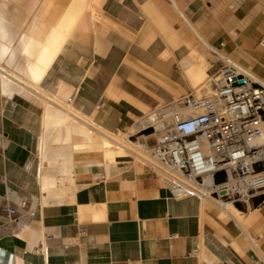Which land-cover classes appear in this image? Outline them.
<instances>
[{"label": "crops", "instance_id": "crops-1", "mask_svg": "<svg viewBox=\"0 0 264 264\" xmlns=\"http://www.w3.org/2000/svg\"><path fill=\"white\" fill-rule=\"evenodd\" d=\"M262 37L264 0H0V264H264V201L236 207L238 221L174 198L135 153L112 160L100 144L75 148L81 137L62 142L27 84L72 97L82 120L133 149L129 138L141 132L155 141L147 125L135 130L139 122L218 69L206 49L264 66ZM31 60L38 81L28 77ZM254 72L264 77L263 67ZM23 202L36 216L12 236L2 220Z\"/></svg>", "mask_w": 264, "mask_h": 264}, {"label": "built area", "instance_id": "built-area-1", "mask_svg": "<svg viewBox=\"0 0 264 264\" xmlns=\"http://www.w3.org/2000/svg\"><path fill=\"white\" fill-rule=\"evenodd\" d=\"M259 46L264 50V37ZM209 87L205 95L189 93L153 111L157 123L145 130L159 125L164 134L150 148L143 144L148 156L139 161L174 198H196L222 211L229 205L251 208L264 197V83L225 62ZM187 107L192 116H185ZM35 216L23 202L8 208L1 227L17 236ZM45 240L36 253L46 252Z\"/></svg>", "mask_w": 264, "mask_h": 264}, {"label": "bare ground", "instance_id": "bare-ground-1", "mask_svg": "<svg viewBox=\"0 0 264 264\" xmlns=\"http://www.w3.org/2000/svg\"><path fill=\"white\" fill-rule=\"evenodd\" d=\"M81 1V0H80ZM91 1V0H90ZM263 1V0H262ZM71 2V1H70ZM76 2V1H75ZM79 2V1H78ZM77 2V3H78ZM89 2V1H88ZM87 2V4H88ZM261 2V0H260ZM74 3V2H73ZM71 3V5L73 4ZM90 3V2H89ZM53 4V3H52ZM89 5V4H88ZM88 5H84L83 7L86 6V8L88 7ZM257 5V4H256ZM73 6V5H72ZM90 6V5H89ZM239 6V5H238ZM258 6V5H257ZM256 6V8H257ZM76 7V6H75ZM82 7V6H81ZM261 7V4H260ZM53 8V7H52ZM263 8V7H262ZM51 9V8H50ZM49 9V10H50ZM54 9V8H53ZM70 9V8H69ZM81 9V8H79ZM83 9V8H82ZM89 9V7H88ZM258 9V8H257ZM237 10V9H236ZM259 10V9H258ZM69 11V10H68ZM83 11V10H82ZM261 11V10H260ZM52 12V10H51ZM66 12V10H65ZM79 12V11H78ZM55 13V12H53ZM253 13V12H252ZM255 13V12H254ZM47 14V13H46ZM70 16V15H69ZM55 18V17H54ZM67 19V18H66ZM72 19V18H71ZM51 20V19H50ZM64 26V25H63ZM58 29V28H57ZM63 29V27H62ZM61 29V32H62ZM67 29V28H66ZM59 30V29H58ZM64 30V29H63ZM68 30V29H67ZM33 40V39H32ZM207 46V45H206ZM45 48V47H44ZM202 51V50H201ZM27 54H32L34 53V47L33 46H29V48L25 51ZM54 52V51H53ZM38 59L39 61L42 63L43 61L47 60V49L45 50H40L38 53ZM54 54V53H53ZM51 55V54H50ZM25 56V55H24ZM52 57V56H51ZM229 57V56H228ZM248 57V56H246ZM29 59V58H28ZM38 59L36 60V62L38 61ZM52 59V58H51ZM50 59V61H51ZM230 59V58H229ZM233 59V58H232ZM223 60L228 63V64H234L235 66L239 67L240 70L246 74V75H250L253 78H255L257 81L264 83V81H261L259 78H257L254 73L251 71V68H245L242 65L233 63L230 60H228L226 57L223 58ZM32 61V60H31ZM38 61V62H39ZM48 60V62H50ZM236 61V60H235ZM44 63V62H43ZM42 63V64H43ZM46 63V61H45ZM44 63V64H45ZM51 63V62H50ZM33 64V61L31 63V65ZM37 63H35L34 66L29 67V75L28 77L32 80H37L39 78V70L40 67L38 68V66L36 65ZM41 64V65H42ZM30 65V66H31ZM38 65H40L38 63ZM40 65V66H41ZM47 67V63L45 65ZM49 66V65H48ZM44 67V65H43ZM199 67V66H198ZM1 68V67H0ZM45 68V67H44ZM206 68V67H205ZM43 69V68H42ZM46 69V68H45ZM42 72V70H41ZM44 73V70L43 72ZM7 75V74H6ZM44 75V74H43ZM7 78V76L5 77ZM207 79V78H206ZM205 79V80H206ZM209 79L210 77L206 80V82L204 84H201V86L197 87L195 93L198 97H200V95H202V93L204 92L205 89L209 90ZM31 80V81H32ZM41 80V79H40ZM203 83V82H202ZM28 86L33 87L38 93L39 95H41L42 97H44L45 102H46V109H45V119H46V123L54 126L56 128L59 129V131L63 134V137H61L62 142H69L72 140V136H78L81 137V141L80 142H75L74 143V147L77 149H81V148H85L87 145H91V144H100L102 146V148L104 149V153H105V157L108 159H114L117 155H125L128 154L129 152H132L130 150V147L124 146V144H122L123 142L116 138L115 136L105 133L104 131L100 130L98 127H96L90 120H82L80 118L79 113L73 108L72 103L73 102H69L68 101H62L59 100V98L57 99L56 97H53L51 95H49L48 93H46L45 91L41 90L36 84L33 83H27ZM198 86V85H197ZM193 108L192 107H187L183 110L184 114L186 117L188 116H192L193 115ZM156 118L154 116V113H152L148 119L142 120L141 122H139V124L137 125V127L135 128V130H137L138 128H140L141 126H150L152 124H156ZM158 130H161V127L159 125H156ZM142 129V128H141ZM134 130V131H135ZM126 145V144H125ZM143 147V144L141 145ZM135 152V151H134ZM132 152V153H134ZM131 153V154H132ZM130 154V155H131ZM135 155L140 158L141 156L137 155L135 153ZM134 156V154H133ZM135 156V157H136ZM136 157V158H137ZM137 158V159H138ZM226 212L235 215L236 216H241V212L238 211V209L233 206V205H229Z\"/></svg>", "mask_w": 264, "mask_h": 264}, {"label": "rangeland", "instance_id": "rangeland-1", "mask_svg": "<svg viewBox=\"0 0 264 264\" xmlns=\"http://www.w3.org/2000/svg\"><path fill=\"white\" fill-rule=\"evenodd\" d=\"M256 51L255 52H258V53H261V52H264V50L259 46V44H257V46H256ZM206 51H207V55H208V57H207V59H210V58H215V59H217L218 60V62H219V67H218V69L221 67V66H223L224 65V63H225V61L221 58V57H219V56H215L214 54H212L209 50H207L206 49ZM222 54H224L223 55V58H225L226 56L225 55H227V56H229V58L231 59V61L233 62V63H236V64H239V65H242L243 67H245V68H251V71L254 73V75L257 77V78H259L261 81H264V77H261V76H259V75H257L255 72H254V65H258V66H261V67H263L264 68V66H263V63L261 62V60H260V58L258 57V58H253V59H250L249 57H246L245 55H244V53L243 52H237L236 54H227V53H225V52H221ZM228 60H230L228 57H226ZM233 58V59H232ZM236 60V61H235ZM208 65V64H207ZM215 72H213L212 74H210L209 76L211 77L213 74H214ZM48 81H50V80H48ZM48 83L49 82H47V84L46 85H48ZM211 90V87H209V90H207V89H205L204 90V92L202 93V95H205V94H207V93H209V91ZM196 94V93H195ZM201 96V95H200ZM148 119V118H147ZM150 131H151V133H153L155 136V141L152 143V144H150L149 142H146V141H144V139H141L142 141H140V139H138V137L140 136V135H142V132H141V134L139 133V134H137V135H135V136H133V137H131V138H129V140H131V141H133V142H135V143H137L136 144V147L135 148H133V149H131L130 148V150L132 151V152H134V153H136L137 155H139V156H141V157H147L148 156V150H146V149H144L141 145L142 144H145V145H147V147L148 148H150V147H152V146H154V144H155V142H156V140L157 139H159V138H161V136L164 134V131H161V130H154L153 128H150L149 129ZM136 160H139V158L137 159L136 158ZM253 207V205L251 206V208ZM239 210H241V209H243V206H240V207H237ZM246 208V207H245ZM233 216H235V215H233ZM239 216H236L235 218H236V220H242L241 218H238Z\"/></svg>", "mask_w": 264, "mask_h": 264}, {"label": "trees", "instance_id": "trees-1", "mask_svg": "<svg viewBox=\"0 0 264 264\" xmlns=\"http://www.w3.org/2000/svg\"><path fill=\"white\" fill-rule=\"evenodd\" d=\"M146 131H149L150 132V130L148 129V130H146ZM264 201V197H261V198H258V199H255L254 201H253V206H255V207H257L260 203H262ZM240 207V206H239Z\"/></svg>", "mask_w": 264, "mask_h": 264}, {"label": "water", "instance_id": "water-1", "mask_svg": "<svg viewBox=\"0 0 264 264\" xmlns=\"http://www.w3.org/2000/svg\"><path fill=\"white\" fill-rule=\"evenodd\" d=\"M242 83H243V81H242Z\"/></svg>", "mask_w": 264, "mask_h": 264}]
</instances>
